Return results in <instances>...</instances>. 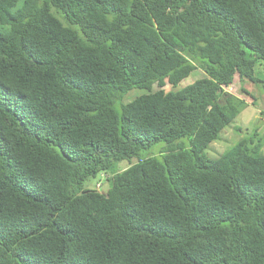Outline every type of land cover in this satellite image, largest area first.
<instances>
[{
  "label": "trees",
  "instance_id": "16d2710c",
  "mask_svg": "<svg viewBox=\"0 0 264 264\" xmlns=\"http://www.w3.org/2000/svg\"><path fill=\"white\" fill-rule=\"evenodd\" d=\"M258 63L264 0H0V264H264Z\"/></svg>",
  "mask_w": 264,
  "mask_h": 264
},
{
  "label": "rangeland",
  "instance_id": "374dc122",
  "mask_svg": "<svg viewBox=\"0 0 264 264\" xmlns=\"http://www.w3.org/2000/svg\"><path fill=\"white\" fill-rule=\"evenodd\" d=\"M204 73L201 70L196 71L192 74V76L187 79L180 88H183L189 84H192L197 79L203 78ZM256 79L264 80V63H258L256 67ZM257 86V87H256ZM256 86L250 82H242L238 77L232 88L228 89L229 92L239 96L240 98L245 99L249 103V107L245 110H242L240 115L232 122L231 126L226 128L219 139L212 143L208 150L206 151V155L211 160H217L231 149L234 145H236L240 140H250L255 138V143L263 139L264 141V89L261 84H256ZM242 89H246L250 92V97L242 93ZM158 87H154V91H157ZM167 92L172 90L171 86L168 84L165 87ZM137 95L131 94L129 100L134 99ZM255 102V105H252V102ZM229 133V134H228ZM257 135V138L255 137ZM264 145V142H262ZM163 144L157 145L152 150L143 152L142 156H148L152 154L154 149H160L163 147ZM264 151V149H263ZM262 150L261 152L264 153ZM136 160L134 161V163ZM131 163L124 162L120 164V171H123L129 168ZM98 180H92L89 182V186L97 188L99 191L106 193L108 191V182H104V184L99 183L97 187Z\"/></svg>",
  "mask_w": 264,
  "mask_h": 264
},
{
  "label": "clouds",
  "instance_id": "9594fccd",
  "mask_svg": "<svg viewBox=\"0 0 264 264\" xmlns=\"http://www.w3.org/2000/svg\"><path fill=\"white\" fill-rule=\"evenodd\" d=\"M231 88H232V86H231ZM98 185H99V183H97V187H98Z\"/></svg>",
  "mask_w": 264,
  "mask_h": 264
},
{
  "label": "crops",
  "instance_id": "0c3cea01",
  "mask_svg": "<svg viewBox=\"0 0 264 264\" xmlns=\"http://www.w3.org/2000/svg\"><path fill=\"white\" fill-rule=\"evenodd\" d=\"M250 108V106H248ZM229 134V133H228Z\"/></svg>",
  "mask_w": 264,
  "mask_h": 264
}]
</instances>
